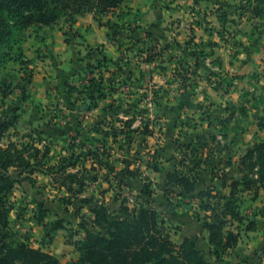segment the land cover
<instances>
[{"label": "crops", "instance_id": "0c3cea01", "mask_svg": "<svg viewBox=\"0 0 264 264\" xmlns=\"http://www.w3.org/2000/svg\"><path fill=\"white\" fill-rule=\"evenodd\" d=\"M196 1L198 4L191 12L193 16L196 15V12L199 13V19L202 14L200 11L207 9L213 11L214 7L220 5L219 0ZM173 2L174 0H124L115 11L105 15L96 16L87 13L79 16L74 24L60 20L50 26L28 29L24 33V40L21 45L15 48L17 54L21 56V60L14 59L1 70L0 80L7 79L12 85V89L7 97H3L0 82V111L8 106H19L20 108L19 122L8 131L2 144L8 145L10 141H13L21 147L32 140L31 143L38 148L43 150L47 147L50 150L49 156L44 159L42 165L36 162L31 169L10 170L9 173L13 181L17 182L13 191L21 188L24 199H27L26 203L31 201L33 202L31 204L35 205L38 202V205H43L48 211V217L45 221H51L50 219L54 217L64 226L63 229L51 234L46 225L53 222L43 221L42 224H39L36 222L37 214L35 211L32 213L33 216H24L19 223L17 222L18 225H15L17 210L13 209L8 218L9 227L16 234L24 236L21 237V240L26 242L28 246L48 252L62 262L78 258L74 243L85 238L86 233L81 225L84 221L90 222L94 219V214L90 210L93 206L88 205L92 214L90 218L83 214L80 215L77 211L71 214L67 208H59L53 199L41 198L38 191L55 185L53 173L49 171L50 167L57 166L58 160L61 158H72L73 152L70 148L72 140L75 139L73 135L80 128L86 126L91 128L99 123L98 121L101 122L108 117L107 106L114 95L109 86L124 73L118 67H122L124 64L125 48L130 45L127 43L136 42L139 36L146 33L154 35L155 38L167 39L172 32L186 30L184 29L187 26L186 23H183L184 27L181 30L172 22L177 17H184L187 20L190 16V10L188 6L176 9ZM192 28L201 37L203 26L194 25ZM97 48L100 49H98L99 53L89 54V49L97 50ZM260 51L261 44L259 42L253 45L251 48L253 53L243 63L245 69L241 72L243 75L242 84L246 90H249V87L252 89L248 79V72L250 73L251 70L248 68L257 67L261 72L264 71L262 60L264 53L261 55L262 58L257 60ZM101 57L106 58L105 64L97 71L103 97L96 100L92 114H89L88 110L78 112V108L84 105V99L76 92L69 93L68 89L69 86H76L75 70L80 64L96 65ZM228 57L225 54H220V51L216 49V54H211L207 63L213 66L214 62L218 61L223 69L226 67L233 71L235 68L239 69V67L231 66L232 63ZM216 95L218 96V94ZM24 96L25 99H23ZM215 108L217 107L215 106ZM263 110L264 103L255 105L253 112ZM225 112L230 113L229 109L222 111L223 114ZM217 114L219 113L217 112ZM250 123L249 119L247 127H250L251 131L245 130V135L238 138V143L236 140H229L226 149L220 155L214 157L210 162L202 163L203 172L193 194L182 195L180 188L173 187L179 195L177 199L181 206L169 205L166 209L165 202L167 199L163 195H154L155 201L150 203L165 222V227L175 243L180 244L185 239L194 240L198 250L207 260L212 262H215V257L211 253L213 246L209 243V231L207 229L211 223V214L203 209V203H208V201L200 196V192L210 190L213 194L222 196L227 200L230 199L231 184L241 179L239 177L242 173L243 176L246 173L244 170H238L236 164L241 163L242 158L247 153L248 146L264 141V130L259 127L260 125H250ZM221 124L223 123L221 122ZM85 130H89V128H85ZM18 132H21L22 135L19 136ZM173 133L172 127H168L164 141L165 151L161 158L156 159L160 171L147 168L150 179L141 182L137 195L144 197L142 190L146 183H153L155 188L167 185V177L171 173L179 171L186 175L191 174L190 169H180V165H183L184 161H181L179 165L177 163L178 152H176V145L172 139ZM100 140L104 143L103 138ZM239 146H242L243 149H241L242 153L237 155L236 149ZM32 163H34L33 160ZM69 171L77 173V171L67 170V172ZM35 187L37 191L33 195L32 191L35 190ZM105 196L101 200H96L95 205L104 203L114 214L120 213L122 207L126 205L124 198L118 194L111 198H105ZM55 206L57 208H54ZM263 207L264 187L258 190L255 199L248 198L247 194L241 197L242 214L255 221L258 229L246 232L244 225L234 221L227 225L225 231L240 233L237 246L225 254V259L230 264L237 263L242 259L248 260L249 264H264ZM194 212L198 213L195 214L197 218L193 216ZM79 216L83 222L79 223L80 220H78V226H76V230H73L74 218L78 219ZM87 228L94 232L98 231L92 224L88 225ZM255 256L256 259H252Z\"/></svg>", "mask_w": 264, "mask_h": 264}, {"label": "rangeland", "instance_id": "374dc122", "mask_svg": "<svg viewBox=\"0 0 264 264\" xmlns=\"http://www.w3.org/2000/svg\"><path fill=\"white\" fill-rule=\"evenodd\" d=\"M219 1V7H214L213 11H200L199 19V13L192 15L193 8L198 4L196 0H174L176 9L188 6L190 10L187 20L177 17L172 22L181 30L183 23H186V30L172 32L167 39L146 33L139 36L136 42L127 43L130 45L125 48L124 56L128 61L118 67L124 73L109 86L114 95L107 106L108 117L91 128L86 126L89 130L80 128L73 135L75 139L70 148L73 156L65 162V166L78 173L71 184L74 190L68 192L54 185L38 191L41 198L53 199L59 208H67L71 214L77 211L90 218L92 214L89 206L81 202L83 198L94 197L98 201L104 195L111 198L118 194L133 210L147 204L146 199L137 194L141 182L150 179L147 168L158 165L156 159L163 156L168 127L171 126L174 131L172 139L178 152L177 163L179 165L184 161L180 169L186 170L197 167L199 162L212 161L226 149L229 140L238 143L245 130L251 131L247 127L249 119L250 125L258 124L264 130V110L253 112L255 105L264 103V71L257 67L248 68L251 70L248 79L252 87L249 90L243 87L241 73L245 69L244 61L253 53L251 48L259 42L261 51L257 60L262 58L264 19L242 12L244 4L241 0ZM194 25L203 26L201 37L192 28ZM216 49L220 54L229 56L231 66L239 69H223L218 61L213 66L208 64L207 60L211 54H216ZM262 60L264 62V57ZM86 102L83 101L84 104ZM227 109L230 113L223 114L222 111ZM146 126L147 134L144 130ZM18 135L22 133L18 132ZM96 138H103L104 143H94ZM29 142L32 144V140ZM241 149L242 146L236 149L237 155L242 153ZM97 152L100 163L96 160ZM62 159L58 160V164ZM252 165L253 161L247 166L237 163L236 167L244 170L248 179H255V171L251 172ZM129 173H133L134 178ZM242 176L243 173L239 178ZM149 185L154 195L165 196L166 209L169 205L181 206L177 199L179 195L173 188L167 185L155 188L153 183ZM257 186L252 185L251 190L242 186L239 197L247 194L248 198L255 199ZM35 191L36 187L33 195ZM8 200L17 210L15 225L24 216L31 217L35 212L39 214L38 202L35 205L31 201L26 203L21 188L13 191ZM195 214L198 213H193L197 218ZM50 220L45 222H58L54 217ZM78 220L79 223L83 222L80 216L74 218L73 230H76ZM21 237L24 236L17 234L14 240H21ZM252 259H256V256ZM247 261L242 259L234 264H249ZM222 264H230L225 256Z\"/></svg>", "mask_w": 264, "mask_h": 264}, {"label": "trees", "instance_id": "16d2710c", "mask_svg": "<svg viewBox=\"0 0 264 264\" xmlns=\"http://www.w3.org/2000/svg\"><path fill=\"white\" fill-rule=\"evenodd\" d=\"M123 1L0 0V73L14 59L21 60L15 48L21 45L24 33L28 29L50 26L60 20L74 24L79 16L87 13L96 16L105 15L115 11ZM241 1L244 4L241 7L242 12L264 19V0ZM93 53L94 51L89 49V54ZM98 62V65H88L89 68H100L105 64L106 58L102 57ZM0 82L3 97H7L12 85L5 78ZM68 89L69 93L76 92L83 97L84 102L91 100L87 110L92 109L96 100L103 97L102 86L101 84L96 86V79L92 80V84L86 90H80L77 86H69ZM19 110V106H8L0 111V264H222L223 256L227 251L235 248L240 239V233L225 231L230 222L244 225L246 232L258 229L255 221L242 214L239 192L242 186H247L245 188L250 190L253 189L252 185H258V190L264 187V141L251 145L241 160L242 166H247L253 161L251 172L255 171L257 178L248 179L246 174L243 178L234 181L231 184L229 200L213 194L210 190L200 192V196L208 201L203 203L202 207L211 214V223L207 229L215 262L206 259L198 250L194 240L185 239L178 244L171 239L165 222L150 205L154 192L151 191L149 183H146L142 190L147 204L133 210L124 205L120 213L114 214L104 203L95 205L94 197L81 200L83 204L93 206L90 210L94 214V219L90 222L85 221L81 225L86 236L83 240L74 243L78 252L77 259L65 263L48 252L28 246L22 240L15 241L14 237L17 234H14L9 227L8 218L13 206L8 197L17 182L13 181L9 172L11 169H31L36 162L42 165L50 153L49 148L45 147L42 150L33 143H26L21 147L13 141L8 145L2 144L8 131L18 124ZM144 130L147 134L148 126ZM98 142L102 143L100 139L94 140V143ZM71 159L64 158L57 166L49 168L50 173H53L55 186L58 185L60 189H66L68 192L74 190L71 184L78 177V173L67 172L68 166H65V162ZM96 160L101 162L99 154ZM201 165L199 162L197 167L188 168L191 171L189 175L179 171L169 174L167 186L180 188L182 195L193 194L203 172ZM152 170L160 171V168L155 164ZM129 175L134 178L133 173ZM38 208L36 222L42 224L48 217V211L43 205H38ZM90 224L98 231L89 230L87 226ZM46 226L51 234L64 228L62 222L48 223Z\"/></svg>", "mask_w": 264, "mask_h": 264}, {"label": "built area", "instance_id": "2783aa9c", "mask_svg": "<svg viewBox=\"0 0 264 264\" xmlns=\"http://www.w3.org/2000/svg\"><path fill=\"white\" fill-rule=\"evenodd\" d=\"M176 1H180V0H176ZM181 1L186 2L188 0H181ZM93 51H94V53H99L98 50H93ZM127 61H128L127 58L124 56L123 57V62H127ZM98 64H99V62H97L96 65H98ZM88 65L89 64H84V65L80 64V66L77 67V69L75 70V76L77 78L76 86L80 90L88 89L90 87V85L92 84V80L93 79H96V86H99V83H100L99 80H98V76H97L98 68H96V69L89 68ZM93 112H94L93 108L88 110L89 114H92ZM138 126H140V124H138Z\"/></svg>", "mask_w": 264, "mask_h": 264}, {"label": "water", "instance_id": "95a60500", "mask_svg": "<svg viewBox=\"0 0 264 264\" xmlns=\"http://www.w3.org/2000/svg\"><path fill=\"white\" fill-rule=\"evenodd\" d=\"M90 105H91V100H87V102L83 106H81L80 108H78L77 111L78 112H85Z\"/></svg>", "mask_w": 264, "mask_h": 264}]
</instances>
